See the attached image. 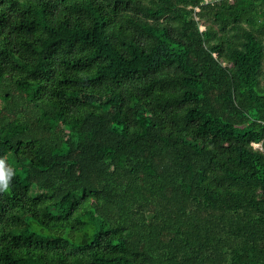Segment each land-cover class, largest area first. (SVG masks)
Listing matches in <instances>:
<instances>
[{"label": "trees", "instance_id": "16d2710c", "mask_svg": "<svg viewBox=\"0 0 264 264\" xmlns=\"http://www.w3.org/2000/svg\"><path fill=\"white\" fill-rule=\"evenodd\" d=\"M0 160V264H264V0H0Z\"/></svg>", "mask_w": 264, "mask_h": 264}, {"label": "clouds", "instance_id": "9594fccd", "mask_svg": "<svg viewBox=\"0 0 264 264\" xmlns=\"http://www.w3.org/2000/svg\"><path fill=\"white\" fill-rule=\"evenodd\" d=\"M13 173L11 170L4 169L3 160H0V192H6L9 190V181Z\"/></svg>", "mask_w": 264, "mask_h": 264}, {"label": "rangeland", "instance_id": "374dc122", "mask_svg": "<svg viewBox=\"0 0 264 264\" xmlns=\"http://www.w3.org/2000/svg\"><path fill=\"white\" fill-rule=\"evenodd\" d=\"M34 229L38 230V231H42V228L40 226H37V225H34L32 226ZM62 232V235L65 236L66 238H72V235H71V231L68 230V229H64V230H61ZM74 237H77L78 234H73Z\"/></svg>", "mask_w": 264, "mask_h": 264}, {"label": "built area", "instance_id": "2783aa9c", "mask_svg": "<svg viewBox=\"0 0 264 264\" xmlns=\"http://www.w3.org/2000/svg\"><path fill=\"white\" fill-rule=\"evenodd\" d=\"M205 1H208V0H205ZM196 10H199V8H196ZM201 29H204V27L202 26Z\"/></svg>", "mask_w": 264, "mask_h": 264}]
</instances>
